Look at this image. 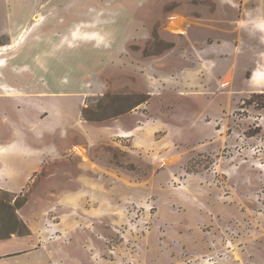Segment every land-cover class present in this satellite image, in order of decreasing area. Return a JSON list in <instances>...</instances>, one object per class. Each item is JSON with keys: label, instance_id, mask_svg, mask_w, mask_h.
Listing matches in <instances>:
<instances>
[{"label": "rangeland", "instance_id": "rangeland-1", "mask_svg": "<svg viewBox=\"0 0 264 264\" xmlns=\"http://www.w3.org/2000/svg\"><path fill=\"white\" fill-rule=\"evenodd\" d=\"M17 1L4 87L85 93V126L43 191H0V237L43 217L69 264H147L156 245L164 263L264 264V0Z\"/></svg>", "mask_w": 264, "mask_h": 264}, {"label": "crops", "instance_id": "crops-1", "mask_svg": "<svg viewBox=\"0 0 264 264\" xmlns=\"http://www.w3.org/2000/svg\"><path fill=\"white\" fill-rule=\"evenodd\" d=\"M20 4L17 0H0V50H10L17 43L15 11L21 7ZM6 82V76L0 70V191L12 194L28 190L43 191V173H48L55 161L57 163L67 157L64 136L69 130L79 132L84 129L82 112L86 95L80 92L44 93L42 87L32 91L12 82L4 87ZM112 126L120 128L119 120L113 121ZM112 130L110 126L104 127V137L110 140L109 131ZM90 131L88 129L85 134L87 144L97 134L94 130ZM72 155L80 158V170L89 173L97 171L81 152H72ZM56 170L57 174L67 172L64 167ZM85 185L88 188L84 189L88 191L97 188V183L87 182ZM107 200L104 195L103 203ZM39 219L40 225L37 227L32 219L26 217L30 235L19 237L12 234L7 239H0V247L9 249L3 253L2 260L0 257V264H69L59 246L61 237L55 235L50 238L47 228L43 229V217ZM158 252L157 245L151 248V259L147 264H172L173 256L164 263V259L160 261ZM92 254L97 255L96 252Z\"/></svg>", "mask_w": 264, "mask_h": 264}, {"label": "trees", "instance_id": "trees-1", "mask_svg": "<svg viewBox=\"0 0 264 264\" xmlns=\"http://www.w3.org/2000/svg\"><path fill=\"white\" fill-rule=\"evenodd\" d=\"M25 235L27 236V235H28V233H27V234H25ZM0 239H2V240H3L4 238L0 237Z\"/></svg>", "mask_w": 264, "mask_h": 264}, {"label": "built area", "instance_id": "built-area-1", "mask_svg": "<svg viewBox=\"0 0 264 264\" xmlns=\"http://www.w3.org/2000/svg\"><path fill=\"white\" fill-rule=\"evenodd\" d=\"M231 244V243H230Z\"/></svg>", "mask_w": 264, "mask_h": 264}]
</instances>
